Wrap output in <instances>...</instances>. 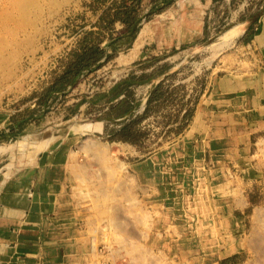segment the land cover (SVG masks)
Wrapping results in <instances>:
<instances>
[{
	"label": "rangeland",
	"instance_id": "374dc122",
	"mask_svg": "<svg viewBox=\"0 0 264 264\" xmlns=\"http://www.w3.org/2000/svg\"><path fill=\"white\" fill-rule=\"evenodd\" d=\"M174 1L32 0L28 20L25 2L19 4L15 22L5 25L16 35L0 60V121L7 124L0 131V169L19 165L48 138L83 148L85 163L117 164L89 193L103 201L98 223L111 243L101 252L104 264H264V123L231 157H203L190 145L198 105L217 100L221 80L247 86L241 104L244 96L256 104L253 91L264 78V0L215 6L202 14L201 38L170 49L152 42L134 64L113 62ZM233 27L236 37L222 43ZM97 47L109 58L88 67ZM247 118L258 119L254 112ZM132 148L161 155H126ZM99 149L121 154L110 161ZM245 149L248 158L239 166ZM151 158L155 168L126 176L127 165ZM225 158L228 182L221 186L216 165ZM241 166L258 169L246 174ZM132 185L133 198L124 202ZM106 199L113 200L111 211Z\"/></svg>",
	"mask_w": 264,
	"mask_h": 264
},
{
	"label": "crops",
	"instance_id": "0c3cea01",
	"mask_svg": "<svg viewBox=\"0 0 264 264\" xmlns=\"http://www.w3.org/2000/svg\"><path fill=\"white\" fill-rule=\"evenodd\" d=\"M231 1L233 0H175L167 12L158 16V19L149 21L143 28L144 39L141 41L137 36L127 54L123 58H115L113 62L125 66L134 64L142 56L144 48L152 42H157L163 49H170L201 38L205 34L202 14L215 6H229ZM166 14L169 17L162 19ZM165 22L172 24L168 26ZM239 25L242 28L244 24ZM122 61L125 63H121ZM247 89L241 83L223 79L216 90L217 100L207 97L198 105L193 118L190 145L200 149L203 157L209 154L212 157L236 155V151L247 147L253 127L264 123V78L253 91L256 93V104L247 96H244L247 103L241 104L242 96L239 93L246 92ZM246 106L249 107L248 110ZM253 112L259 120L247 118ZM5 126L6 121L1 120L0 131ZM100 130L102 131V125ZM68 141L69 139H65L52 143L51 147L26 157L19 165L0 169V264L103 263L101 251L111 248L108 247L111 244L107 240L108 235L98 223L104 218L99 211L103 201L92 198L89 193L98 183L97 177L105 172H116L118 166L85 163L81 158L84 149L75 150L68 146ZM107 150L99 149L100 155L106 160L111 161L121 154L116 150L108 153ZM124 152L130 156L133 153L147 157L161 155L159 150L151 153L149 150L132 148ZM189 152V156L195 155ZM242 152L244 154L235 160L239 166L248 158L246 149ZM199 154L202 156L201 153H196L197 156ZM150 160L153 158L147 159L146 163L127 165L126 176L131 179L135 170L150 171L155 168L156 166L151 167L149 164ZM228 161L225 158L216 165L220 167L217 173L218 176L221 173V186L228 182V179H223L225 171H228L225 170ZM245 167L241 166L239 170L246 174L258 169ZM136 181L139 182L137 179ZM140 182L149 184L144 177ZM133 188L132 185L130 191L127 190L131 195H126L124 202L133 198ZM111 193L116 196L114 191ZM112 201H104L105 209L112 210ZM241 206L245 209L244 203ZM112 262L113 260H109L110 264Z\"/></svg>",
	"mask_w": 264,
	"mask_h": 264
},
{
	"label": "bare ground",
	"instance_id": "6f19581e",
	"mask_svg": "<svg viewBox=\"0 0 264 264\" xmlns=\"http://www.w3.org/2000/svg\"><path fill=\"white\" fill-rule=\"evenodd\" d=\"M6 0H4V2H3V0H0V60L2 59V55L4 54V51H5V49H6V46H7V42H9V40L11 41V38L13 37V36H15L16 35V30H15V28H12V27H8V28H5L6 26V24L8 23V25L7 26H10L11 25V22L12 23H14L15 22V20H14V18L16 17V15H15V13H18L19 12V4H21V3H24L25 2V4H24V8H21V10L23 9L24 10V12H25V15H24V17H25V20H28V18H29V14H30V8H27V7H25V6H29V5H31L32 4V0H11V2L10 3H12V5L11 6H13L12 7V9H11V7H10V10H9V6L8 7H6L5 8V6L3 5L4 3H6L5 2ZM34 1V0H33ZM29 9V10H28ZM24 14V13H23ZM169 16H168V14H166V15H163L162 16V19H166V18H168ZM166 21V20H165ZM166 23V22H165ZM164 24V23H163ZM170 24V23H169ZM17 25H19V24H17ZM14 26V25H13ZM8 33V37H6V34ZM143 33V32H142ZM142 33H141V35H140V37L139 38H141L142 37ZM236 33V28L235 27H233L232 29H230L229 31H227L222 37H220V38H222V43H227L229 40H231V38L233 37V36H235V35H237V34H235ZM236 37V36H235ZM15 45V44H14ZM8 47V46H7ZM1 62V61H0ZM0 70H1V68H0ZM3 72V71H2ZM6 73V72H5ZM3 74V73H2ZM81 129L83 130V131H90V124H88V125H83V126H81ZM79 130V129H78ZM85 134V133H84ZM53 140H55V138H48V139H46V140H43V141H41L40 143H38V144H36V146H34V147H36V153L37 152H39V151H41V150H44V149H46L47 147L49 148L50 146V143H52V141ZM24 142V141H23ZM26 143V142H25ZM98 143V142H97ZM99 144V143H98ZM98 144H96L94 141H91L90 143H89V146L90 147H99L98 146ZM19 146L20 147H24L25 146V144L24 143H19ZM15 147V146H14ZM1 150V149H0ZM5 152V151H4ZM85 169V168H84ZM86 169H87V166H86ZM86 171V170H85ZM84 196V195H83ZM99 250V249H98ZM102 252V251H101ZM103 254V253H102ZM105 255V254H104ZM107 257V256H106ZM101 263V262H100ZM109 263V262H108ZM104 264V263H103Z\"/></svg>",
	"mask_w": 264,
	"mask_h": 264
},
{
	"label": "trees",
	"instance_id": "16d2710c",
	"mask_svg": "<svg viewBox=\"0 0 264 264\" xmlns=\"http://www.w3.org/2000/svg\"><path fill=\"white\" fill-rule=\"evenodd\" d=\"M214 1H217V0H214ZM135 33H136V32H135ZM135 33H134V34H135ZM134 34L132 35L133 37L131 38V42H130L129 47L133 44V40H135V38H136V36H137V34H135V35H134ZM105 57L109 58V56L107 55L105 49H103V48H101V47H97V48H96V58H95V60H94V62H93L92 64H88V67H91L93 64H94V65L100 64L101 61H102Z\"/></svg>",
	"mask_w": 264,
	"mask_h": 264
}]
</instances>
